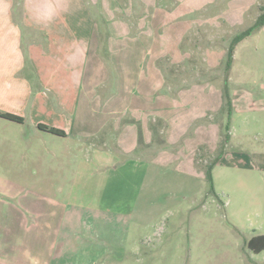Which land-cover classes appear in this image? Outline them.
Here are the masks:
<instances>
[{
    "label": "rangeland",
    "instance_id": "374dc122",
    "mask_svg": "<svg viewBox=\"0 0 264 264\" xmlns=\"http://www.w3.org/2000/svg\"><path fill=\"white\" fill-rule=\"evenodd\" d=\"M134 1L116 19L132 34L163 35L154 44L163 39L158 65L174 98L166 130L147 118L153 142L125 154L81 148L31 116L0 118V236L10 257L264 264V252L248 247L264 235V27L236 46L227 68L233 38L254 25L264 0ZM156 9L168 16L159 27Z\"/></svg>",
    "mask_w": 264,
    "mask_h": 264
},
{
    "label": "crops",
    "instance_id": "0c3cea01",
    "mask_svg": "<svg viewBox=\"0 0 264 264\" xmlns=\"http://www.w3.org/2000/svg\"><path fill=\"white\" fill-rule=\"evenodd\" d=\"M135 3L0 0L2 112L25 120L31 116L37 129L45 124L63 130L62 138H73L81 148L112 147L131 154L140 144L151 145L147 118L158 117L166 130L174 98L158 65L167 52L163 39L154 44L163 35L132 34L128 23L116 19L118 10ZM167 19L161 9L152 17L156 27ZM9 241L0 236V264H26L19 254L10 257ZM35 256L32 264L54 262L47 254Z\"/></svg>",
    "mask_w": 264,
    "mask_h": 264
},
{
    "label": "trees",
    "instance_id": "16d2710c",
    "mask_svg": "<svg viewBox=\"0 0 264 264\" xmlns=\"http://www.w3.org/2000/svg\"><path fill=\"white\" fill-rule=\"evenodd\" d=\"M264 27V9L262 10V14L258 17L257 21L254 23L252 27L244 31L243 33L237 35L236 37L233 38L232 43L229 47L228 51V64L227 68L228 70H231L233 61H234V51L236 46L246 39L247 37L251 36L252 34L258 32ZM31 77V75H30ZM32 78V77H31ZM0 118L18 123V124H25V118L16 114L8 113V112H2L0 111ZM38 128L41 131L48 132L50 134L59 136V137H66V133L63 130L50 127L45 124H39ZM209 178H211V169L209 170ZM248 247L251 251H253L255 254H260L264 252V235H259L253 237L249 242H248Z\"/></svg>",
    "mask_w": 264,
    "mask_h": 264
}]
</instances>
